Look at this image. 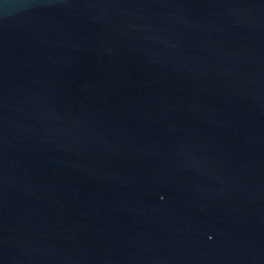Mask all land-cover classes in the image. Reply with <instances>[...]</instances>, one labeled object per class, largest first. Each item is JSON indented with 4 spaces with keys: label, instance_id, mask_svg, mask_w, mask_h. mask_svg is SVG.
<instances>
[{
    "label": "water",
    "instance_id": "95a60500",
    "mask_svg": "<svg viewBox=\"0 0 264 264\" xmlns=\"http://www.w3.org/2000/svg\"><path fill=\"white\" fill-rule=\"evenodd\" d=\"M0 264H264V0H0Z\"/></svg>",
    "mask_w": 264,
    "mask_h": 264
}]
</instances>
